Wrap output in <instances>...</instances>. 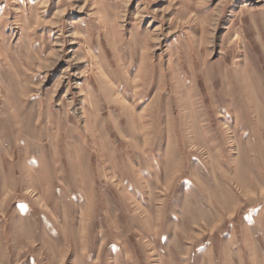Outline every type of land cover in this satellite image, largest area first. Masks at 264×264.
I'll use <instances>...</instances> for the list:
<instances>
[{
	"label": "rangeland",
	"instance_id": "rangeland-1",
	"mask_svg": "<svg viewBox=\"0 0 264 264\" xmlns=\"http://www.w3.org/2000/svg\"><path fill=\"white\" fill-rule=\"evenodd\" d=\"M0 264H264V0H0Z\"/></svg>",
	"mask_w": 264,
	"mask_h": 264
}]
</instances>
